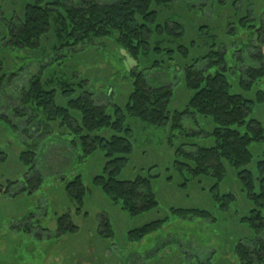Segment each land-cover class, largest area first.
I'll return each instance as SVG.
<instances>
[{
  "label": "rangeland",
  "instance_id": "374dc122",
  "mask_svg": "<svg viewBox=\"0 0 264 264\" xmlns=\"http://www.w3.org/2000/svg\"><path fill=\"white\" fill-rule=\"evenodd\" d=\"M72 1L75 2L61 0L68 4ZM110 1L98 0L100 3ZM23 5L24 0H3L0 35L6 31L7 21L21 17ZM156 10L160 25L165 20L182 25V38L174 37L165 46L176 49L178 45H185L189 50L187 59L162 52L149 54L136 62L112 38L95 39L56 55L52 52L56 42L53 29L42 38L38 50H11L0 38V58L7 73L0 95V113L12 118V126L0 122V151L6 156L5 160H0V183L25 178L28 169L21 165L18 155L32 144L37 151L36 170L43 175L42 186L32 195L22 194L16 198L0 195V264H239L233 253L235 242L264 239V230L255 235L239 222V217L248 213L251 204L233 168L227 166L225 178L219 185L221 194L236 196L227 211L220 210L211 196L210 189L215 182L212 176L192 178L187 172L177 171L175 160H184L176 155L179 148L189 152L213 145L209 132L214 125L210 118L185 115L182 129H174L170 123L161 128L150 127L128 118L126 124L131 129L133 152L119 178L130 180L138 175L150 178L158 202L153 210L130 217L92 184L105 162L101 150L84 156L80 145L72 142L74 134L67 129L53 124L46 133L37 124L40 119L30 123L29 116L16 119L10 112L9 108L18 107L20 92L29 77L39 73L45 79L70 81L74 84L75 96L83 91L91 92L100 104L111 102L124 106L131 90L133 70L142 71L150 87L170 85L173 96L168 109L182 111L191 95L183 82L182 65L216 51L224 52L223 60L213 54L196 64L205 75L223 73L232 93L250 96L258 89L264 91V78L256 81L249 93L240 86V81L245 79L244 70L259 66L251 55L260 46L256 29L264 21V0H176ZM261 50L264 54V45ZM54 88L58 91L57 102L66 105L67 100L61 97L59 88ZM112 108L108 106L110 114ZM251 117L264 126V103L256 106L247 118ZM112 133L108 129L99 132L105 137ZM263 148L264 144L250 147L253 159L247 168L254 169L263 159ZM77 175H81L88 189L80 215L75 214L76 205L68 198L64 187ZM171 208L205 209L215 220H180L171 213ZM66 212L78 231L59 239H48V235L55 233L57 217ZM102 215L112 224L116 235L113 241L97 236ZM163 218H168L163 228L143 241L126 240L129 230ZM26 228H30L32 234L25 231ZM35 233L43 238H37Z\"/></svg>",
  "mask_w": 264,
  "mask_h": 264
},
{
  "label": "trees",
  "instance_id": "16d2710c",
  "mask_svg": "<svg viewBox=\"0 0 264 264\" xmlns=\"http://www.w3.org/2000/svg\"><path fill=\"white\" fill-rule=\"evenodd\" d=\"M174 1L111 0L100 3L98 0H75L68 4L61 0H24L21 17H17L16 21H7L6 31L1 33L0 38L11 50H38L42 38L53 29L56 42L52 52L56 55L95 39L112 38L136 62L144 60L149 54L162 52L172 56L179 54L187 59L189 50L185 45H178L176 49L165 46L174 37L182 38V25L179 22L169 24L167 20L162 25L157 23L156 9L168 7ZM2 2L0 0V13ZM256 33L260 46H257V51L251 57L259 62V66L244 70L245 79L240 81V86L246 93L252 91L256 81L264 78V54L261 50L264 45V21ZM213 54L219 56L220 60L224 59V52H208L182 65L183 82L191 93L182 111L171 112L168 109L173 96L170 85L150 87L143 72L135 70L131 72V90L124 106L111 102L100 104L91 92L83 91L75 96L73 83L54 78L45 79L41 73L29 77L20 92L17 108L6 106L16 119L29 116L30 123L40 119L37 124L46 133L53 124L67 129L74 134L72 142L80 145L84 156L101 150L105 162L101 173L93 177L92 184L130 217L153 210L158 202L150 178L142 175L130 180L119 178L133 152L131 129L126 124L128 118H135L155 128L170 123L174 129H182V118L185 115L198 114L210 118L214 125L209 132L214 140L213 145L200 146L189 152L179 148L176 155L184 160H175L177 171L180 174L187 172L192 178L212 176L215 182L210 189L211 196L220 210L227 211L236 196L233 193L221 194L219 185L225 178L227 166L233 168L251 204L248 213L239 217V222L258 235L264 230V157L254 169L247 167L253 159L250 147L264 144V126L257 118L247 117L256 106L264 103V91L258 89L250 96L232 93L226 75L219 71L205 75L196 64L198 60H205ZM6 78L5 65L0 58V95ZM54 86L59 88L61 97L67 100L66 105L57 102L58 91ZM110 105L113 106L112 114L108 112ZM1 121L4 125L12 126V118L6 113H0ZM103 129L112 131V135H100ZM27 147L31 148L22 150L18 160L32 172L26 170L22 181L15 179L0 183L1 196L16 198L22 194L32 195L42 186L43 175L36 170V145ZM5 159V154L0 151V160ZM64 187L66 195L76 205L75 214H82L88 189L81 175L67 181ZM170 211L180 220H215L213 214L205 209L171 208ZM167 221L168 218L158 219L131 229L127 232L126 240L141 242L163 228ZM78 229L71 215L66 212L57 217L55 233L47 238L59 239ZM26 230L32 234L30 228ZM34 236L43 238L39 233ZM97 236L108 241L116 239L112 224L105 215L100 218ZM233 253L239 264H264V239L257 237L250 243L238 240L234 244Z\"/></svg>",
  "mask_w": 264,
  "mask_h": 264
}]
</instances>
